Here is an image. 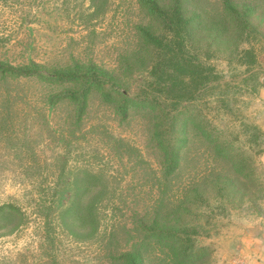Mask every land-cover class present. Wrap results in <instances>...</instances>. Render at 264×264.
Segmentation results:
<instances>
[{"label": "rangeland", "instance_id": "rangeland-1", "mask_svg": "<svg viewBox=\"0 0 264 264\" xmlns=\"http://www.w3.org/2000/svg\"><path fill=\"white\" fill-rule=\"evenodd\" d=\"M222 1L183 0L198 14L195 49L222 77L196 111L226 148L254 159L256 183L217 157L183 110L144 94L147 69L131 52L150 19L136 0H0V61H33L44 74H0V264H234L244 236L264 242V0H233L248 14L243 37ZM91 65L115 85L92 84ZM65 71L84 79L57 82ZM172 132L185 142L166 178L157 138ZM174 211L188 217L177 223Z\"/></svg>", "mask_w": 264, "mask_h": 264}, {"label": "trees", "instance_id": "trees-1", "mask_svg": "<svg viewBox=\"0 0 264 264\" xmlns=\"http://www.w3.org/2000/svg\"><path fill=\"white\" fill-rule=\"evenodd\" d=\"M136 1L150 19V24L137 25L136 34L140 46L138 50L131 52L134 63L139 65L138 68L143 67L145 71L147 69L146 73L149 80L144 94L148 98L151 94L159 95L165 102L171 103L175 113H180L183 110L182 116L187 118L188 127L192 131H200L202 139L213 144L215 150L218 149L217 157H225L237 176L247 182L255 181L256 183L257 169L254 159L241 148L234 146L226 148V142L222 140L223 135H214L209 130L204 113L202 111L197 113L196 111L198 103L208 104L209 94L213 93L216 87H219L222 79L215 67L206 58L202 59L200 51L194 47L196 36L194 22L198 18V14L185 10L183 0H168L166 3H162L160 0ZM221 12L231 20L236 35L239 34L243 37L248 29L247 11L240 10L233 0H223ZM159 29H162L163 32L160 33ZM245 52L251 54L249 51ZM252 63L255 64L253 56ZM41 69L42 66L33 61L21 66L0 61V74L12 79L44 77ZM87 70L91 76L85 77H88L92 84H98L104 90L115 85L113 82L115 74L104 70L101 72L94 65H91ZM65 72H57L59 75L57 82L71 84L84 79H77V76L82 72ZM48 78L54 79L52 75H49ZM71 99L78 100L82 109L87 101L86 95L82 100L77 97L76 93L72 94ZM117 111L126 117L127 112L124 107H119ZM169 112L166 114L162 111V116L170 115ZM157 133L159 131L155 132V134ZM177 134L178 132H172L171 137H168L167 140L159 138L160 136L157 138L164 153L162 165L166 178L172 177L181 164V154L178 147L181 142L180 146H183L185 141L177 139ZM263 153L261 150L258 155ZM215 181L217 186H220L221 189L224 188L220 179ZM194 192L197 193L196 189ZM184 211H174V216H172L174 221L177 223L184 221L188 217ZM156 219L157 216L155 215L153 221ZM142 225L145 226L144 220ZM128 255L130 258H134L133 255Z\"/></svg>", "mask_w": 264, "mask_h": 264}, {"label": "crops", "instance_id": "crops-1", "mask_svg": "<svg viewBox=\"0 0 264 264\" xmlns=\"http://www.w3.org/2000/svg\"><path fill=\"white\" fill-rule=\"evenodd\" d=\"M264 68V61H263ZM258 99L264 103V87H262L258 93ZM262 129L264 130V124L262 125ZM260 162L264 166V153L260 157ZM248 236H244L242 243V251L239 261L234 262V264H264V242L259 240L258 238L255 240L251 237V240L247 238ZM250 245L252 246L250 248ZM253 249L252 252L247 251V249ZM243 258V259H241Z\"/></svg>", "mask_w": 264, "mask_h": 264}]
</instances>
